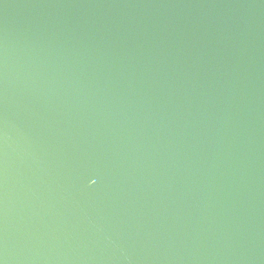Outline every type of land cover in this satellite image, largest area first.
<instances>
[{"label":"water","instance_id":"1","mask_svg":"<svg viewBox=\"0 0 264 264\" xmlns=\"http://www.w3.org/2000/svg\"><path fill=\"white\" fill-rule=\"evenodd\" d=\"M0 264H264V0H0Z\"/></svg>","mask_w":264,"mask_h":264}]
</instances>
